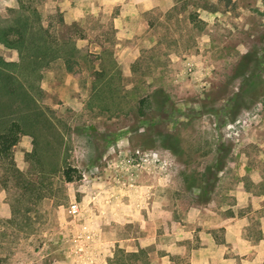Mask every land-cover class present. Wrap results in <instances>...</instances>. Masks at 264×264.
Here are the masks:
<instances>
[{"label": "rangeland", "instance_id": "rangeland-1", "mask_svg": "<svg viewBox=\"0 0 264 264\" xmlns=\"http://www.w3.org/2000/svg\"><path fill=\"white\" fill-rule=\"evenodd\" d=\"M140 1L0 0L10 39L29 17L73 63L31 78L43 117L12 156L34 184L0 172V264H190L232 211L263 236L264 0Z\"/></svg>", "mask_w": 264, "mask_h": 264}, {"label": "trees", "instance_id": "trees-1", "mask_svg": "<svg viewBox=\"0 0 264 264\" xmlns=\"http://www.w3.org/2000/svg\"><path fill=\"white\" fill-rule=\"evenodd\" d=\"M17 21L20 22L17 24L20 31L18 39H10L8 29L0 23V43L16 48L21 54L18 63H9L0 58V172L5 176V181L2 179L4 184L14 182V186L24 189V196L32 190L34 183L16 167L12 148L23 132L36 125L43 117L30 90L31 78L39 77L40 71L53 61L63 59L68 71H72L73 63L61 47L54 48V42L47 30H35L29 17ZM71 170L72 168H67L63 172L67 182L74 181ZM77 178L80 179L81 175ZM125 254L127 257L136 256L135 252Z\"/></svg>", "mask_w": 264, "mask_h": 264}, {"label": "crops", "instance_id": "crops-1", "mask_svg": "<svg viewBox=\"0 0 264 264\" xmlns=\"http://www.w3.org/2000/svg\"><path fill=\"white\" fill-rule=\"evenodd\" d=\"M141 0L140 2H142ZM150 3L147 0L143 1L144 8L147 9ZM193 211H196L193 209ZM127 211L124 215L115 216L117 222H128ZM215 228L222 229L225 236V243L217 245L214 243L215 231L213 229L202 230L201 233L210 241V246H202L199 248H188V251H193L190 264H213V258H219L218 253L222 250L223 264H264V230L263 236L259 238L258 242L252 239L245 233V227L248 226L249 221L245 216H239L233 212L224 218H219L215 222ZM185 250L186 247L184 248ZM218 249V250H217ZM217 250V252H215ZM211 251V254L209 252ZM226 253V255H225ZM100 256V255H99ZM245 256V258H243ZM102 260V257L101 259ZM163 264H173L172 261H163Z\"/></svg>", "mask_w": 264, "mask_h": 264}, {"label": "built area", "instance_id": "built-area-1", "mask_svg": "<svg viewBox=\"0 0 264 264\" xmlns=\"http://www.w3.org/2000/svg\"><path fill=\"white\" fill-rule=\"evenodd\" d=\"M71 214H77L79 212V207L76 203H72L69 209Z\"/></svg>", "mask_w": 264, "mask_h": 264}]
</instances>
